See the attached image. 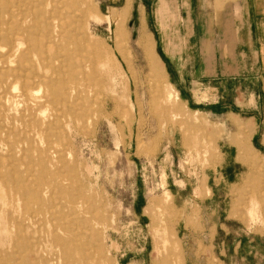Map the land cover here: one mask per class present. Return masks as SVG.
I'll use <instances>...</instances> for the list:
<instances>
[{"label":"rangeland","instance_id":"1","mask_svg":"<svg viewBox=\"0 0 264 264\" xmlns=\"http://www.w3.org/2000/svg\"><path fill=\"white\" fill-rule=\"evenodd\" d=\"M87 1L47 83L0 62V264H264V0L238 77L185 86L156 0Z\"/></svg>","mask_w":264,"mask_h":264},{"label":"crops","instance_id":"2","mask_svg":"<svg viewBox=\"0 0 264 264\" xmlns=\"http://www.w3.org/2000/svg\"><path fill=\"white\" fill-rule=\"evenodd\" d=\"M104 1L113 6L127 2ZM248 1L156 0L154 25L159 35L161 55L167 65L174 67L177 84L196 85L214 79L221 81L238 77V45L245 40L250 51L254 52V44L260 42V37L255 38L250 30L247 38L241 35L246 24L253 29L261 25L255 15L250 21V14H244L250 8ZM251 4L255 13L253 0ZM237 9L241 12L240 19L235 15ZM223 44L232 46V55L222 52ZM255 51L257 54V49ZM240 56L243 58L244 54Z\"/></svg>","mask_w":264,"mask_h":264},{"label":"bare ground","instance_id":"3","mask_svg":"<svg viewBox=\"0 0 264 264\" xmlns=\"http://www.w3.org/2000/svg\"><path fill=\"white\" fill-rule=\"evenodd\" d=\"M88 7L87 0H0V39L7 43V51L1 55L0 62L4 67L14 64L13 68H6L3 72L4 80L11 77L26 82L37 78L47 83L49 79L45 74L29 75L27 70L37 62L44 69L51 70L52 74L57 72L55 62L59 61L64 47L66 27L75 19L77 9ZM245 158L256 164L250 155L246 154ZM75 212L80 216L85 214L79 204H76ZM23 218L24 214L22 219L16 220L19 229L22 228ZM27 218L30 220V217ZM53 251H49L48 258L54 263L60 262L61 255ZM42 254L41 250L34 253L36 259Z\"/></svg>","mask_w":264,"mask_h":264}]
</instances>
